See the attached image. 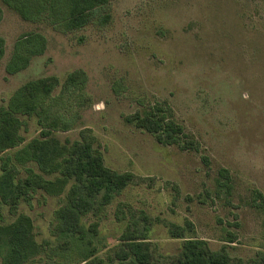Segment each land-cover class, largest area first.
Wrapping results in <instances>:
<instances>
[{"label": "rangeland", "instance_id": "1", "mask_svg": "<svg viewBox=\"0 0 264 264\" xmlns=\"http://www.w3.org/2000/svg\"><path fill=\"white\" fill-rule=\"evenodd\" d=\"M0 6V107L26 82L57 77L50 111L60 114L56 137L71 145L87 136L109 168L134 175L98 215L83 217L86 227L99 223L93 257L106 258L131 225L147 231L158 263L178 254L187 237L207 240L213 250L226 246L233 261L258 260L264 250V213L254 206L255 192L264 194V0H111L106 24L70 31L26 21L1 0ZM32 32L46 37V51L9 74L16 42ZM76 70L87 81L69 95L65 83ZM155 105L172 109L199 151L161 144L126 122ZM21 118L25 143L46 129L43 116ZM25 167L19 165V177L27 176ZM223 168L230 193L218 183ZM69 186L61 195L39 190L16 212L0 202V225L21 213L33 220L42 252L27 264H80L76 249L71 256L61 252L53 232ZM176 226L183 237L172 234Z\"/></svg>", "mask_w": 264, "mask_h": 264}, {"label": "trees", "instance_id": "2", "mask_svg": "<svg viewBox=\"0 0 264 264\" xmlns=\"http://www.w3.org/2000/svg\"><path fill=\"white\" fill-rule=\"evenodd\" d=\"M8 8L31 23L45 22L63 31L77 30L98 23L106 24L110 18L111 0H1ZM3 8L0 6V22ZM47 39L38 32L23 35L15 45L14 53L6 65L9 74L25 69L33 56L46 51ZM5 52V41L0 37V60ZM87 76L83 70L69 74L65 91L83 88ZM59 80L55 76L33 79L19 87L6 106L0 107V202L16 212L22 199L31 198L39 190L50 195H61L69 186L66 202L55 212L56 224L53 232L58 237L61 252L71 256L76 249L81 257L80 264H249L233 261L223 246L220 250L210 248L207 240L187 237L183 239L180 252L164 263L155 259L152 241L146 230L129 225L121 235L120 242L106 254H96L93 245L98 234V222L86 227L83 217L93 212L98 215L132 181L131 172H119L109 168L103 154L94 147L91 138L65 145L54 134L60 114H51L55 96L52 95ZM43 116L44 126L38 136L25 143L21 129V116ZM127 123L153 134L164 145H179L183 149L199 151L200 142L185 131L173 115L171 108L155 105L150 109L138 110L125 117ZM41 121V120H39ZM43 121V120H42ZM41 121V122H42ZM43 124V123H42ZM45 128V127H44ZM69 129L65 124L63 130ZM14 150V151H13ZM12 151V152H11ZM208 162V158L205 157ZM36 163L39 171L31 167ZM19 165L25 167L27 176L19 177ZM228 193L231 192L230 174L220 170ZM254 206L264 213V194L255 192ZM172 231L175 237H183L181 228ZM233 242V241H231ZM41 245L36 241L34 223L30 216L21 213L8 224L0 225L1 264H27L41 254ZM65 264H71L66 262ZM253 264H264V250L259 252Z\"/></svg>", "mask_w": 264, "mask_h": 264}]
</instances>
